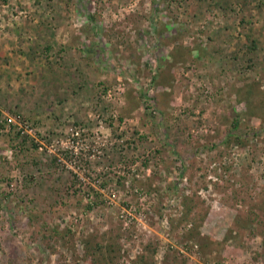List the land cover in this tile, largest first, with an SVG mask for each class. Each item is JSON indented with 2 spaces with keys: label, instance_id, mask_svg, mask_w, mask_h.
I'll use <instances>...</instances> for the list:
<instances>
[{
  "label": "rangeland",
  "instance_id": "1",
  "mask_svg": "<svg viewBox=\"0 0 264 264\" xmlns=\"http://www.w3.org/2000/svg\"><path fill=\"white\" fill-rule=\"evenodd\" d=\"M0 264H264V0H0Z\"/></svg>",
  "mask_w": 264,
  "mask_h": 264
},
{
  "label": "trees",
  "instance_id": "2",
  "mask_svg": "<svg viewBox=\"0 0 264 264\" xmlns=\"http://www.w3.org/2000/svg\"><path fill=\"white\" fill-rule=\"evenodd\" d=\"M154 7H155V6H154ZM87 17L91 19L93 16H92L90 13H88V14H87ZM100 263H102V260L100 261Z\"/></svg>",
  "mask_w": 264,
  "mask_h": 264
}]
</instances>
